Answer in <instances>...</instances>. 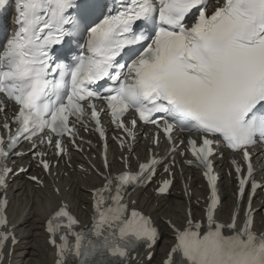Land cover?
<instances>
[{"label":"snow or ice","instance_id":"obj_1","mask_svg":"<svg viewBox=\"0 0 264 264\" xmlns=\"http://www.w3.org/2000/svg\"><path fill=\"white\" fill-rule=\"evenodd\" d=\"M9 2L0 0V8ZM16 3L19 29L0 55V93L20 107L15 114L16 132L12 134L5 122L8 142L0 137V189H6V177L12 172L3 161L21 137L32 140L44 134L40 142L46 140L63 153L65 134L72 135L75 142L69 117L80 119L86 110L104 136L96 103L101 101L106 102L113 122L135 138L137 118L131 119L130 126L123 119L131 109L139 120L162 129L173 152L177 151L174 132L195 134L196 138L187 140V147L197 166L205 169L212 188L206 222L188 218L183 229H175L177 242L164 264H264V233L255 231L251 203L242 226H238L239 211L231 223L216 218L220 200L210 159L217 145L240 152L248 161L247 178L239 181L240 197L250 179L253 188L258 187L248 149L264 143V0H120L123 10L103 16L98 23L104 0ZM69 9L75 14L70 15ZM138 21L142 23L138 25ZM85 36L77 64L57 63L53 69V46ZM125 49L135 58L121 63L117 57ZM50 75L58 79H47ZM105 78L115 87L98 84ZM5 107V100L0 99V112ZM157 113L162 115L157 118ZM154 142L159 144L158 135ZM40 163L44 169L50 167L44 159ZM157 163L153 158L135 174L122 172L113 177L109 173L104 187L96 192L94 223L86 231L74 230L79 221L67 205L55 213L48 221V231L58 248V264H65L69 255L77 264H130L137 246L153 248L158 229L140 211H129L125 198L127 186L135 188L151 181ZM104 166L111 167L107 145ZM236 171H242L239 165ZM171 184L170 179L164 180L157 191L167 193ZM6 205V199L0 200V226L6 224ZM57 233H61L60 243ZM69 233L74 237L72 243ZM7 239L0 232V252Z\"/></svg>","mask_w":264,"mask_h":264},{"label":"bare ground","instance_id":"obj_2","mask_svg":"<svg viewBox=\"0 0 264 264\" xmlns=\"http://www.w3.org/2000/svg\"><path fill=\"white\" fill-rule=\"evenodd\" d=\"M214 3L215 0H212ZM148 143L145 145L136 144L135 154L141 159H147ZM27 147L26 149H28ZM88 148L85 144L84 149ZM261 151L257 150L255 154L256 166L262 169L258 172V176L264 179V155L259 156ZM96 150L87 153L92 158L96 154ZM125 153L119 152L117 147L111 146L110 161L115 171H121L123 164L118 161L117 157H123ZM132 160V158H131ZM94 161V160H93ZM181 161V159H180ZM18 164H30L32 173L39 174L38 169H32L33 163L30 162L29 156L16 161ZM71 162L74 164V170L70 171L61 164L51 170L49 178H46L45 189L37 188L35 185L28 183L21 176L17 177L8 189V197L10 199L8 206V215L10 225L14 228V232L20 239V242L14 246L12 256H6L3 264H54V252L46 244V235L44 233V224L46 218L60 205L62 199L72 206V209L77 214L80 221L84 224L90 223V203L91 189H94L103 184V179L96 175L85 174L83 171L76 169L77 163L85 165L87 160L85 155L72 154ZM97 163V161H94ZM227 163L224 161V166ZM137 168V164H134ZM18 167L15 168L17 170ZM184 175L180 181L175 183V191L168 197L155 195L150 188L138 190L131 194L130 202L137 201L133 207L140 208L147 214L151 215L155 223L160 227L162 239L160 244L154 248L153 259L148 261L146 253L138 252L136 260L130 264H162L166 258L171 246L174 244L173 233L167 222L183 227L187 220V208L191 203L192 212L195 217L203 216L201 211L203 205L202 200L206 198L207 191L202 181L201 174L198 170L183 168ZM218 171L221 172V180L219 183L222 196V205L218 211L220 219L230 220L234 199L231 195L232 184L223 173L222 167L218 166ZM57 172V176L54 173ZM68 172L65 177L64 173ZM163 174L162 177H165ZM177 177V175H176ZM51 179L58 180L57 186L61 191L58 196L50 189ZM201 186V187H200ZM68 188V189H67ZM192 192V196L188 197V193ZM85 207V209H83ZM254 208L258 209L255 216L257 218L255 229L258 232L264 233V195L259 193V196L254 201Z\"/></svg>","mask_w":264,"mask_h":264}]
</instances>
